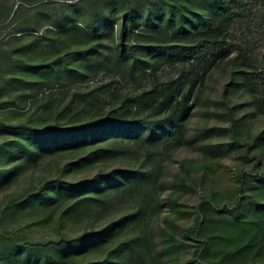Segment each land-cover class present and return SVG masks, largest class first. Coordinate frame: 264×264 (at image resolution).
<instances>
[{"label": "rangeland", "instance_id": "rangeland-1", "mask_svg": "<svg viewBox=\"0 0 264 264\" xmlns=\"http://www.w3.org/2000/svg\"><path fill=\"white\" fill-rule=\"evenodd\" d=\"M108 3L104 11L97 12V0H0V40H3L0 48V264H43L32 255L12 252L27 241L50 242L43 247L50 257L49 264H89L94 248L88 243L82 248L85 253L66 256L59 263L52 260L59 254L56 247L60 243L83 234L87 218L98 231L105 229L109 220L116 224L113 234L116 238L107 236L102 240L100 248L103 249L111 248L117 238H128L135 230L146 236V248L155 243L161 264H203L202 261L205 264H264V248H259L257 243L244 254L232 255L234 247L224 245L226 235L219 216L212 211L234 205L240 197V186L245 194L257 195L261 185L252 175L264 172V141H255L264 132V113L253 107L252 95L243 87L240 67L234 60L236 52L229 50L231 54L227 57L221 54L211 65L210 60H162L155 68L146 69L145 60H157L155 45L189 44L184 33L197 29L201 24L199 16L206 11L197 6V0H111ZM176 5L184 6L181 8L186 15L184 28L178 34L173 31L178 25ZM257 11L254 13L263 14ZM73 21L88 34L80 28L71 30ZM263 26L233 27L237 30L233 34L241 33L252 44L250 52L260 63H264ZM94 47L95 57L91 51ZM129 49L138 57L134 73L129 70L128 62L133 59ZM104 56L108 64L99 70L95 59ZM48 70L49 76L45 74ZM79 70L96 74L88 82H82L81 76L76 75ZM20 76L35 81L31 89L36 84L53 81L52 95L40 96V101L49 100L58 105L41 117L38 104H32L31 99L20 97L12 104L10 96L14 98L15 93L26 91L17 81ZM12 79L15 89L9 87ZM168 81H177L181 91L192 88L188 104L194 103L184 119L165 124L169 134L163 135L166 129L157 127L160 137L153 143L142 138H126L124 142L131 145L125 147L126 154L116 161L97 164L90 160L73 167L81 178L96 173L106 178L101 186L100 210L88 205L87 211L65 219L62 226L52 206L48 210L35 199L27 203L20 201L25 193L37 191L42 186L41 180L48 186L56 181L57 175L53 162L26 163L23 156L18 165L7 156L12 143L20 137V133L15 135L9 128L11 125L26 123L43 127L50 123L49 127H59L70 117L82 123L91 109L98 118H105L119 109L126 95H138L147 101L154 84ZM6 87L14 92L1 91ZM90 89L94 90L95 98L88 100L92 104L88 113H81L75 102L70 112L55 122L57 111L75 94ZM146 104L141 103L143 114L161 113L159 106ZM133 111L136 109L127 106L117 113L127 115ZM122 146L118 144L116 150L123 151ZM72 156L63 155L58 162L66 163L64 158ZM14 165L15 177L2 181ZM62 170H58L60 176L70 180ZM124 173L129 179L141 174L143 180L117 187L125 178ZM258 199L264 201V191ZM9 200L13 202L10 211L2 213ZM57 203L67 204L61 197ZM201 205L204 211L199 213ZM139 208L138 218L133 222L124 220ZM247 214L251 211L247 210ZM204 217L207 225L202 231H186L196 227ZM203 239L210 241L207 248ZM194 258L202 261L191 263Z\"/></svg>", "mask_w": 264, "mask_h": 264}, {"label": "trees", "instance_id": "trees-1", "mask_svg": "<svg viewBox=\"0 0 264 264\" xmlns=\"http://www.w3.org/2000/svg\"><path fill=\"white\" fill-rule=\"evenodd\" d=\"M111 0H97L99 5L97 12L104 11L105 5L109 4ZM114 1V0H112ZM199 7L206 11L205 15H200L199 19L201 24L197 26V29L184 33L187 36L189 44H161L154 46L157 48V52L154 56L156 61L145 60L146 69L155 68L156 65L164 60L167 62L173 61H190L194 59H200L208 62L210 65L217 61L222 55L229 56V50H233L235 53L234 60L239 65V71L242 75L241 81L243 87L251 93L253 98V107L262 113H264V63L256 60L251 50L250 42L244 37H241V33L238 35L233 34V27L243 28L244 24L264 25V0H197ZM107 3V4H106ZM128 7H131L129 3ZM184 7V6H181ZM176 5V11L178 14V25L173 29L175 34H178L184 28V21L186 15L182 8ZM186 9H188L186 7ZM263 12L262 15L254 13ZM169 12L171 20L173 21V9L170 7ZM127 16V15H126ZM262 17V18H261ZM75 23V24H74ZM69 27L71 30L80 28V25H76L73 21ZM264 27V26H263ZM83 32L85 34L86 31ZM95 30V34L96 31ZM160 34V33H159ZM122 39L125 37V33L121 32ZM3 40H0V48H2ZM96 47L92 48L93 56H96ZM130 55L133 57L128 62L129 70L134 73L137 70L136 62L138 57L129 49ZM222 54V55H221ZM126 58V56H125ZM95 63L99 70L105 68L108 64L106 56L101 59H95ZM76 75L81 76L82 82H88L90 78L94 77L96 72H84L82 70L76 71ZM50 75L48 70L46 73ZM18 77V76H17ZM15 77L14 79H16ZM76 78V77H75ZM19 83L23 85V90L20 94L15 93V97L10 96V102L15 104L20 97H24L25 100L31 99L32 104L36 105L41 112V117H44L53 110L58 104H52L48 101H40V96L50 97L52 95L53 81H49L43 84H36L33 80H27L26 77L20 76L17 79ZM178 82H163L160 84H154L149 91V98L147 101L138 95H126L122 102V105L117 111H121L123 108L129 106L136 109L133 113L124 115L117 111H112L105 118H98L97 113H90L86 119L82 120V123L74 121L73 117H70L63 126L55 127L50 126V123L43 125V127L36 126L35 124H19L11 125L9 128L13 130L14 134L20 133V137L16 139L9 148L7 156L17 162L25 156V162L31 163L37 160L38 162H53L54 172L57 175L51 185L44 186L46 183L43 180L42 186L34 193H25L20 198L22 203H27L31 199H35L41 204L42 207L48 209L53 208V213H58L59 224L63 226V222L67 218H75L78 213L87 211L86 206L90 205L93 209L100 210L101 208V186L105 181L102 173H96L90 177H79L78 173L74 171V166L84 164L90 160L97 164L112 160L116 161L122 158L127 152L126 146H130L131 142H124L126 138L131 139H146L148 142L153 143L160 137V131L158 129H166L163 133L169 134L167 130L168 122H176L184 119L194 106L189 105L192 94V88L188 90H180L178 88ZM240 84V83H239ZM12 89L17 88L12 83L9 85ZM12 89L1 88V91H7L11 94ZM227 91H225L226 93ZM27 94V95H26ZM29 94V95H28ZM90 98H95L94 90H87L82 93H77L74 97L68 101L61 110L57 111L55 115V122L62 117V115L70 112V106L75 102L80 112L84 115L88 113V108L92 106L88 101ZM37 100V101H35ZM155 104L159 106L161 113L156 117L152 115H146L142 113L141 103L144 105ZM91 108V107H90ZM243 118V117H242ZM256 142L264 141V132L260 133L256 137ZM118 144H123V151H117ZM66 154H73L72 157L64 158L66 163H59L58 160L61 156ZM104 156H108V160H105ZM75 160V161H70ZM25 163V164H26ZM50 163L47 166L50 167ZM63 168L62 174L68 173L70 180L64 179L60 176L58 170ZM71 171L69 172V169ZM12 170L2 177V181L12 180L17 172L16 165L11 168ZM125 178L118 183L117 187H125L127 182H136L137 180H143L141 174L135 177ZM68 177V178H69ZM252 178L256 183L261 185V188L257 195H247L243 192V188L240 186L239 199L232 206H225L223 209H213L212 211L219 216L220 225L223 232L226 235L224 241L225 246H233L234 250L232 255L244 254L247 250L254 247L257 243L259 248H264V201H260L258 198L264 191V172L255 173ZM240 181H243V177H239ZM47 184V183H46ZM61 197L67 204L65 206L57 203ZM18 200L15 201L17 204ZM12 201L9 200L2 213H8L12 206ZM46 206H45V205ZM209 204V203H208ZM204 205H201L200 211H204ZM49 210V209H48ZM247 210L251 211V214H247ZM55 213V214H56ZM141 214V208L129 214L124 219L126 222H133ZM73 220V219H72ZM90 218H87L86 225L83 229V234L79 235L75 240H69L62 244L60 243L56 250L59 254L52 258L55 263L61 262L66 256L73 254H81L86 251L83 248L85 243L93 245V251L90 257L89 264H161V256L158 253V248L155 243H152V247L144 245L146 242V236L143 232H136L133 230L129 237L126 239H115L114 245L111 248H100L102 240H105L107 236H113L116 228V224L112 220H109L107 227L101 231L95 229L93 223H90ZM207 225V219L204 217L199 221L198 225L194 228H187L188 233H194L195 230L202 231ZM262 232V233H261ZM252 235L247 239V235ZM261 234V236H260ZM260 236V238H259ZM115 237V236H113ZM116 238V237H115ZM259 238V239H258ZM65 239V238H63ZM50 242L43 241H27L21 243L19 246L13 248V253H25L34 256L38 261L43 264L50 263L49 255L43 251V247ZM148 243V242H147ZM203 245L207 248L210 241L207 239L202 240ZM45 244V245H44ZM155 255V256H152ZM202 261L201 259H195L191 263ZM203 264L205 262L202 261ZM60 264V263H59ZM201 264V263H197Z\"/></svg>", "mask_w": 264, "mask_h": 264}]
</instances>
